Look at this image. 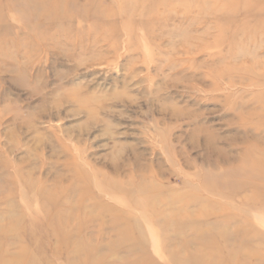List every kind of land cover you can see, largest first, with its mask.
<instances>
[{
  "label": "rangeland",
  "instance_id": "obj_1",
  "mask_svg": "<svg viewBox=\"0 0 264 264\" xmlns=\"http://www.w3.org/2000/svg\"><path fill=\"white\" fill-rule=\"evenodd\" d=\"M260 1L0 0V264H264Z\"/></svg>",
  "mask_w": 264,
  "mask_h": 264
},
{
  "label": "bare ground",
  "instance_id": "obj_2",
  "mask_svg": "<svg viewBox=\"0 0 264 264\" xmlns=\"http://www.w3.org/2000/svg\"><path fill=\"white\" fill-rule=\"evenodd\" d=\"M246 2H249V1H251V0H245ZM263 1H260V4H262V6H263ZM236 8H237V6H236ZM234 9V8H233ZM241 9H242V7H241ZM254 11H257L258 13H260V14H263L264 15V6L263 7H261V8H258V9H253ZM257 13V14H258ZM260 20H261V18L260 17H258ZM262 29L264 30V20L262 21Z\"/></svg>",
  "mask_w": 264,
  "mask_h": 264
}]
</instances>
